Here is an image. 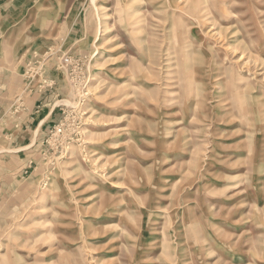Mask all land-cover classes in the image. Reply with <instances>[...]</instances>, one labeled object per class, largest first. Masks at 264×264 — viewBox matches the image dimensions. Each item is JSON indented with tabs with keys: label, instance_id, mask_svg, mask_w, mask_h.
Returning a JSON list of instances; mask_svg holds the SVG:
<instances>
[{
	"label": "rangeland",
	"instance_id": "1",
	"mask_svg": "<svg viewBox=\"0 0 264 264\" xmlns=\"http://www.w3.org/2000/svg\"><path fill=\"white\" fill-rule=\"evenodd\" d=\"M0 264H264V0H0Z\"/></svg>",
	"mask_w": 264,
	"mask_h": 264
}]
</instances>
